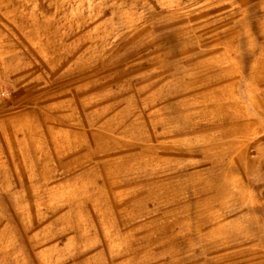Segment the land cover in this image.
Returning a JSON list of instances; mask_svg holds the SVG:
<instances>
[{"label":"rangeland","instance_id":"rangeland-1","mask_svg":"<svg viewBox=\"0 0 264 264\" xmlns=\"http://www.w3.org/2000/svg\"><path fill=\"white\" fill-rule=\"evenodd\" d=\"M0 264H264V0H0Z\"/></svg>","mask_w":264,"mask_h":264}]
</instances>
